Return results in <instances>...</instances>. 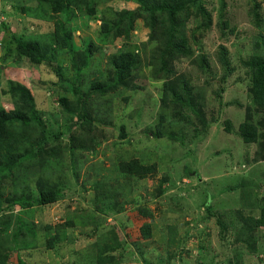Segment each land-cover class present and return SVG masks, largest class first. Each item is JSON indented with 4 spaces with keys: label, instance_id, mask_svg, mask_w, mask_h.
I'll list each match as a JSON object with an SVG mask.
<instances>
[{
    "label": "rangeland",
    "instance_id": "obj_1",
    "mask_svg": "<svg viewBox=\"0 0 264 264\" xmlns=\"http://www.w3.org/2000/svg\"><path fill=\"white\" fill-rule=\"evenodd\" d=\"M257 2L259 20L253 11ZM37 5L35 0H0V106L12 107L9 80L18 81L30 90L51 135L46 146L60 148L55 160L57 170H51V174L66 187L63 188L65 199L25 209L29 214L19 210L18 206L2 214L0 251L4 253L5 263L24 264L19 263L20 258L25 264H39L41 261L75 264L74 258L83 255L80 254L81 247L88 250L105 245L115 232L121 246L106 255L114 257L113 264H145V259L154 264H264V242L261 240L257 242L256 250L250 251L233 244L229 235L226 245L221 247L219 225L206 206L209 204L213 212L231 222L230 227H237L231 231L239 234L241 221L236 218L237 211L242 210L245 214L259 212L260 206L252 204L253 191L257 200H261L260 204L264 203V160L260 155L255 156L259 150L257 143H244L236 130L246 116L247 107L251 108L252 120L262 123L259 130H264V112L255 110L251 103L249 75L241 62L256 50L255 43L261 42L259 36L264 37V0H206L212 24L205 30H194L189 39L194 49L190 60L175 62L178 73L186 72L191 76L192 92L201 99L204 116L214 121L205 134L194 115L191 114L189 122L181 121L170 117L169 104L167 107L161 103L162 79L155 77L152 65L147 64L150 63L148 53L152 47L150 42L145 43L149 30L141 19H136L130 42L144 49L140 54L141 63L134 69L132 77V82L139 88L120 87L106 93L89 94L85 107L95 121L89 125L91 130L73 126L70 131L83 137L86 145L93 144L94 150L74 149L73 152L68 150L67 115L58 97L67 96L74 102L76 96L69 88L71 82L81 83L80 91L85 95L93 80L100 82L111 76L108 55L128 45L110 37L100 46L97 39L100 19L113 18L116 12L132 10L138 7V3L134 0H96L93 15L86 14L84 9L82 14L75 10L70 21L73 44L78 47L75 49L87 46L89 38L95 42L88 61L77 66L71 60V53L61 47L56 48L54 57L45 52L41 62L33 64L26 57L17 55L14 43L9 44L12 32L26 39H37L42 44L51 37L54 20L45 19L47 14L33 16L34 12L41 13L39 7L43 6ZM60 18L63 19L64 15ZM222 20L227 21L226 27H222ZM190 21L193 23L188 25L187 35H191V29L196 27V21L193 18ZM220 46L228 50L233 67L225 77H222L223 69L217 57ZM197 55L207 56L212 72L198 68ZM219 88H223L221 98L214 94ZM173 109L175 105L172 103ZM162 112L166 114L165 121L170 122L165 124V129L179 131L181 138L178 140L152 135ZM225 118L235 128L233 132L223 130L224 125L220 122ZM121 125L125 126L123 138L119 136ZM57 133L59 138H53L52 134ZM90 137L94 138L92 143ZM134 157L144 164L155 163L156 172L143 179L130 178L127 181L118 163ZM28 162L29 159L15 172L18 183H4V197L11 196L13 191L21 192V174L27 179L28 187L24 191L36 193L34 175L39 177L42 171L28 169L25 172ZM246 181H251L246 185H251L248 198L242 197V182ZM96 185L100 186L97 192L105 193L103 197H96ZM132 199L135 202H131ZM138 204L145 205L153 213L149 240L140 235L139 228L150 219L139 214ZM100 209L106 210L108 220L102 215L98 217L97 210ZM71 211L88 218L77 215L82 219L79 226L60 228L66 232V239L49 250V257L47 253L43 254L47 261L41 255L43 246L38 243L26 250L20 248L31 243L30 234L20 233L14 243L17 218L28 225H31L30 216L31 221L57 224L66 221ZM96 225L102 227L99 233L91 237L80 236L85 227ZM50 233L53 234V230ZM260 233L262 231L258 229L257 234Z\"/></svg>",
    "mask_w": 264,
    "mask_h": 264
},
{
    "label": "trees",
    "instance_id": "obj_2",
    "mask_svg": "<svg viewBox=\"0 0 264 264\" xmlns=\"http://www.w3.org/2000/svg\"><path fill=\"white\" fill-rule=\"evenodd\" d=\"M37 6H45L41 9V13H33V16H41L47 14L45 19L54 20V29L50 33L51 37L44 43H40L37 39H26L23 35H17L12 32L9 44H15V50L17 55L26 57L33 64H39L43 59L45 52H49V55L54 57L56 48H64L71 53V60L74 64L83 65L88 61L92 49L95 47V42L91 38L87 40V46H83L81 49L74 46L72 40L73 27L70 25L71 17L76 13V9L79 13L86 12V14L93 15L95 13L96 0H35ZM138 3V7L132 10H120L115 13V17L106 18L102 17L99 23V45L102 46L104 41L108 38L115 40L120 39L123 44L128 45L123 49L122 46L119 50L108 55V64L112 69V74L108 79H104L100 82L93 80L87 87V91L82 94L80 91L81 83L75 84L71 82L69 86L70 90L76 96L74 102L68 99L67 96L58 97L59 104L62 106L63 112L67 115V130L70 131L73 126H79L91 130L92 116L86 110V101L91 93H106L117 88L137 89L139 88L132 82L133 71L141 63L140 54L144 50L137 44L130 42L131 34L135 28L136 19H141L143 25L148 28V41L145 43L152 44L150 56V63L153 67V75L155 77H161V103L163 105L169 104L170 117L178 118L181 121L189 122L191 120V114L197 119L201 125V132L204 134L208 131L209 126L214 122L213 119L206 118L202 109V101L196 97L193 92V85L191 83V76L186 73H178L176 71L175 62L188 59L194 54V49L190 44L189 39L193 37L194 30L207 29L212 24V15L205 5L206 0H134ZM23 8V7H22ZM259 3H255L253 7L254 14L258 18L257 9ZM84 9V11H82ZM111 9V8H108ZM24 10V8H23ZM64 15L61 19L60 16ZM196 21L195 29H191V35H187L189 26L193 21ZM220 24V23H219ZM222 27L227 26V21L222 20ZM261 42L255 43L256 50L249 54L246 58L241 59V62L247 69L249 75V95L251 97V103L255 110H263L264 112V43L263 36H259ZM25 38V39H24ZM48 42V43H47ZM150 42V43H149ZM153 42V43H152ZM55 45V46H54ZM145 45V44H144ZM9 46V45H8ZM262 51V52H261ZM228 50L224 46H220L219 53L217 55L221 68L223 69L222 77L231 72L230 56ZM198 60L195 62L201 71L212 72L210 64L206 55H197ZM58 73V72H57ZM81 80V79H80ZM207 82H209L207 80ZM8 90L12 98V107L5 108L0 106V217L3 213L9 212L13 207L18 206L19 210H25L34 206H44L57 202L61 199H65L66 188L62 183L57 181V177L51 174L56 168L57 149L58 146H46L51 137L47 132L43 117L40 115L39 109L36 107V102L32 96L30 90L18 81L9 80ZM223 88H219L214 92L218 98H221V91ZM234 102V101H233ZM172 103L175 105V109L172 110ZM237 105L238 102H236ZM236 105V106H237ZM168 107V105H167ZM188 110V111H186ZM221 112V110H220ZM251 108L247 107L245 118L240 121L236 130L237 136L244 143H257L259 150L255 152L256 158L260 155V159L264 160V130H259V127L263 126L262 123L254 122L251 118ZM221 115V113H220ZM219 115V116H220ZM251 118V119H250ZM95 120V119H94ZM105 120V119H101ZM166 114L160 113L152 135L159 137H167L170 140H178L181 134L175 129H165ZM217 121V119H215ZM224 125L225 132H233L234 127L228 118H225L220 122ZM172 128V125H171ZM88 130V131H90ZM196 130V129H195ZM53 138L58 139L59 134H52ZM119 136L123 138L125 136V126L121 125ZM69 145L68 150L73 152L74 149H89L94 150V145H86L84 138L80 135H76L70 131L68 135ZM94 138L90 137L89 141L92 143ZM53 157L50 160L48 157ZM28 162L27 169H33L36 172H41L39 177L34 175V183L37 190L35 194L30 191H24L28 185L25 182L26 176L20 175V181L22 184V190L20 193H15L8 197H4L3 185L6 181H13L14 185L18 183V177L15 174L25 161ZM258 160V159H257ZM118 168L123 175L126 176L127 181L130 178L143 179L156 172V164H143L138 158H130L129 160H121L118 163ZM245 179V178H244ZM19 181V182H20ZM247 182L251 184V181L242 182V197L248 198L250 195V186H246ZM96 190V197L104 196L105 193L97 192L100 186L94 187ZM253 206H260L259 212L253 214L243 213L242 210L237 211L236 218L241 221V227L238 229L239 234L232 232L231 229H237V227H230L231 222H226L222 215L218 212H213L211 206L208 204L207 210L210 215L216 217V223L219 225V233L221 247L226 245L227 237H232L231 242L237 243L244 248H248L250 251L256 250V244L258 241L264 242V203L260 204L261 200H257L256 194L253 191ZM264 200V199H263ZM131 202H135L134 199ZM256 202V204H255ZM113 204L108 205L110 208ZM137 210L143 217H147L150 220L144 222L139 228L141 238L149 240L151 234V219L153 217L152 211L145 205L138 204ZM112 209V208H111ZM118 209V208H117ZM114 210V209H113ZM26 214L29 211L25 210ZM106 210H97V215L107 216ZM80 215L88 218L85 215ZM74 212L68 213L66 221L63 223L54 224L52 221L47 223H41L35 220L25 224V221L17 218V227H14V243L17 241V237L20 233H28L32 236L31 243L22 245L20 248L24 250L29 249L31 246H35L37 243L43 246V252L41 255L47 253L49 257V250H53L60 241L66 239V232L60 230L61 227H72L74 225L79 226V221L82 220L77 217ZM29 216V215H28ZM27 216V217H28ZM65 225V226H64ZM9 228V227H5ZM98 225L94 227H85L84 231L80 233V236H92L94 233H99L100 229ZM260 229L262 233L257 234V230ZM53 230V234L50 231ZM233 230V231H234ZM92 231V232H89ZM112 240L105 245H100L95 249H83L82 252L86 254L74 258L75 264H113L114 257L110 255L107 257L108 252H112L119 249L121 242L118 240L116 233L114 232L110 237ZM75 250H80L75 249ZM79 251H76V253ZM0 251V264L5 263V257ZM31 253L28 254V256ZM33 254V253H32ZM79 255V254H78ZM142 255L143 252H142ZM46 260V256H43ZM31 258V257H30ZM77 259V260H76ZM19 263L25 262L22 259H18ZM47 261V260H46ZM145 264H154L151 260H144ZM29 264V263H28ZM39 264H50L48 262L41 261ZM73 264V263H72ZM120 264V263H119Z\"/></svg>",
    "mask_w": 264,
    "mask_h": 264
},
{
    "label": "crops",
    "instance_id": "obj_3",
    "mask_svg": "<svg viewBox=\"0 0 264 264\" xmlns=\"http://www.w3.org/2000/svg\"><path fill=\"white\" fill-rule=\"evenodd\" d=\"M108 217H106V219H107ZM108 220V219H107ZM91 221V220H90ZM90 221H88V223L90 222Z\"/></svg>",
    "mask_w": 264,
    "mask_h": 264
},
{
    "label": "clouds",
    "instance_id": "obj_4",
    "mask_svg": "<svg viewBox=\"0 0 264 264\" xmlns=\"http://www.w3.org/2000/svg\"><path fill=\"white\" fill-rule=\"evenodd\" d=\"M144 164V163H143Z\"/></svg>",
    "mask_w": 264,
    "mask_h": 264
}]
</instances>
